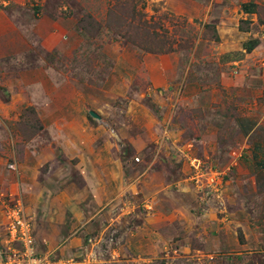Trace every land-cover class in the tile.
Returning <instances> with one entry per match:
<instances>
[{"label": "rangeland", "instance_id": "374dc122", "mask_svg": "<svg viewBox=\"0 0 264 264\" xmlns=\"http://www.w3.org/2000/svg\"><path fill=\"white\" fill-rule=\"evenodd\" d=\"M263 81L264 0H0V264L17 201L55 262L264 264Z\"/></svg>", "mask_w": 264, "mask_h": 264}, {"label": "crops", "instance_id": "0c3cea01", "mask_svg": "<svg viewBox=\"0 0 264 264\" xmlns=\"http://www.w3.org/2000/svg\"><path fill=\"white\" fill-rule=\"evenodd\" d=\"M230 52H233V50ZM262 84L264 85V81ZM253 106L255 108H251L250 111L247 109L241 113L239 112L234 118L244 138V155L243 159L241 157L242 162L239 163V168L247 171L251 176L255 190L264 195V109L258 103ZM214 109L218 112L220 107L215 105ZM36 238L37 236H35V245L39 256L45 257L56 264L64 263L52 260L50 252L41 253Z\"/></svg>", "mask_w": 264, "mask_h": 264}, {"label": "built area", "instance_id": "2783aa9c", "mask_svg": "<svg viewBox=\"0 0 264 264\" xmlns=\"http://www.w3.org/2000/svg\"><path fill=\"white\" fill-rule=\"evenodd\" d=\"M196 171H201V164L193 163ZM7 250L9 252L5 264H56L37 254L33 226L29 221L26 208L17 201L7 212ZM61 264H82L75 261Z\"/></svg>", "mask_w": 264, "mask_h": 264}, {"label": "water", "instance_id": "95a60500", "mask_svg": "<svg viewBox=\"0 0 264 264\" xmlns=\"http://www.w3.org/2000/svg\"><path fill=\"white\" fill-rule=\"evenodd\" d=\"M89 114H90L91 117H93L95 119H98V120L101 119V117L96 112H94V111H90Z\"/></svg>", "mask_w": 264, "mask_h": 264}, {"label": "trees", "instance_id": "16d2710c", "mask_svg": "<svg viewBox=\"0 0 264 264\" xmlns=\"http://www.w3.org/2000/svg\"><path fill=\"white\" fill-rule=\"evenodd\" d=\"M248 11V10H247ZM252 12V10L251 11H249V13H251Z\"/></svg>", "mask_w": 264, "mask_h": 264}]
</instances>
